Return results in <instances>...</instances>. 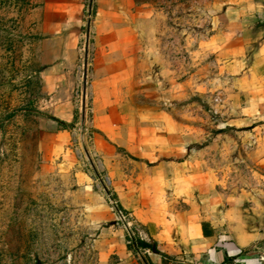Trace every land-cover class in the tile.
I'll list each match as a JSON object with an SVG mask.
<instances>
[{
	"label": "crops",
	"instance_id": "obj_1",
	"mask_svg": "<svg viewBox=\"0 0 264 264\" xmlns=\"http://www.w3.org/2000/svg\"><path fill=\"white\" fill-rule=\"evenodd\" d=\"M219 7L199 55L221 81L224 99L211 107L224 117L226 138L240 139L245 167L256 158V182L225 180L204 165L199 157L206 151L185 134L176 102L166 101L180 92L159 96L139 80L146 51L141 36L155 8L138 0H47L42 6L46 35L58 47L45 84L66 94L58 108L70 109L43 133L48 154L81 183L92 181L95 170L79 163L72 148L77 130L70 128L82 125L85 102L91 115L80 137L90 132L117 205L140 229L135 238L154 244L126 247L131 264H264V0H223ZM86 44L94 53L83 72L85 87L86 77L83 85L75 70ZM76 91L78 100H70Z\"/></svg>",
	"mask_w": 264,
	"mask_h": 264
},
{
	"label": "rangeland",
	"instance_id": "obj_2",
	"mask_svg": "<svg viewBox=\"0 0 264 264\" xmlns=\"http://www.w3.org/2000/svg\"><path fill=\"white\" fill-rule=\"evenodd\" d=\"M46 1L0 0V264H131L124 254L140 229L117 208L112 180L94 153L90 132L80 137L91 115L85 102L83 126L70 128L77 130L72 131V148L79 163L95 170L92 181L81 183L47 151L43 133L70 109L58 108L66 94L63 98L45 84V74L58 61V47L48 40L43 24ZM138 1L155 8L141 36L146 51L139 80L159 96L175 91L180 92L177 99L184 97L180 103L165 99L176 102L185 134L206 151L199 157L204 165L225 180L256 182V158L245 167L240 139L226 138L224 117L211 107L221 81L208 58L199 55L223 0ZM89 46H83L75 70L83 85ZM72 96L78 100L77 91Z\"/></svg>",
	"mask_w": 264,
	"mask_h": 264
},
{
	"label": "trees",
	"instance_id": "obj_3",
	"mask_svg": "<svg viewBox=\"0 0 264 264\" xmlns=\"http://www.w3.org/2000/svg\"><path fill=\"white\" fill-rule=\"evenodd\" d=\"M117 207L119 208V210L123 211L119 205H117ZM128 248L130 250L134 248H137V249L138 248H154V244H147L141 239H137V238L131 239L130 238V245L128 246Z\"/></svg>",
	"mask_w": 264,
	"mask_h": 264
},
{
	"label": "built area",
	"instance_id": "obj_4",
	"mask_svg": "<svg viewBox=\"0 0 264 264\" xmlns=\"http://www.w3.org/2000/svg\"><path fill=\"white\" fill-rule=\"evenodd\" d=\"M89 51H90V54H89V56L87 57V58H88V59H87V62H90V61L93 60L94 48L91 47V46H89ZM87 69H88V68H87ZM84 76L86 77V86H87V85H88L87 73H86V75H84ZM85 77H84V78H85ZM215 101L218 102V103H221V102H222V99H221V98H216ZM228 264H241V263L238 262V261H232V262H230V263H228Z\"/></svg>",
	"mask_w": 264,
	"mask_h": 264
},
{
	"label": "water",
	"instance_id": "obj_5",
	"mask_svg": "<svg viewBox=\"0 0 264 264\" xmlns=\"http://www.w3.org/2000/svg\"><path fill=\"white\" fill-rule=\"evenodd\" d=\"M91 3H92V0H91ZM118 208V207H117ZM119 211V210H118Z\"/></svg>",
	"mask_w": 264,
	"mask_h": 264
}]
</instances>
